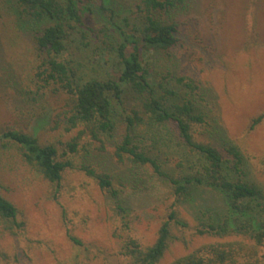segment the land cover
I'll list each match as a JSON object with an SVG mask.
<instances>
[{"label": "rangeland", "instance_id": "obj_1", "mask_svg": "<svg viewBox=\"0 0 264 264\" xmlns=\"http://www.w3.org/2000/svg\"><path fill=\"white\" fill-rule=\"evenodd\" d=\"M137 1L112 3L122 17ZM0 12V132L30 133L61 152L77 138L86 147L69 156L74 164L85 162L124 178L131 165L112 156L113 139L104 138L108 150H103L102 141L88 145L90 137L81 125L68 128L69 94L38 76L47 52L17 26L6 0H0ZM110 19L109 11H96L89 20L99 27L111 25ZM173 19L181 40L170 53L150 59L153 68L195 80L201 88L196 97L208 116V124L195 127L197 137L220 145L223 130L245 155L248 179L264 188V117L251 129L264 115V0H190ZM60 57L86 65L87 77L110 71L90 49L71 46ZM175 156L173 164L178 162ZM143 170L137 168L135 176L142 182L139 190L133 192L127 183L124 198L130 210L123 215L96 180L77 167L68 168L55 184L24 159L19 145L0 146V192L19 212L15 223L0 220V264H126L123 240L132 237L142 245L152 244L173 208L188 226L173 225V239L161 264L219 242L245 244L239 260L256 253L264 264V243L256 245L244 236L199 234L193 217L172 205L175 198L168 186L155 177L147 181L150 172Z\"/></svg>", "mask_w": 264, "mask_h": 264}, {"label": "trees", "instance_id": "obj_2", "mask_svg": "<svg viewBox=\"0 0 264 264\" xmlns=\"http://www.w3.org/2000/svg\"><path fill=\"white\" fill-rule=\"evenodd\" d=\"M6 2L17 26L32 35L40 51L47 52L38 76L71 98L68 128L81 125L90 137L88 145L102 141L103 150H108L104 138L113 139L112 156L131 166L124 178H118L104 168L74 164L69 156L86 147L77 138L61 152L53 143H40L33 134L8 129L0 132V146L19 145L24 159L55 184H60L68 168L77 167L96 180L123 215L130 210L124 198L127 183L136 192L142 183L135 177L137 168L148 170L151 178L147 181L155 177L168 186L175 198L172 205L183 207L193 217L199 234L244 236L256 245L264 243V188L248 179L242 150L223 130L220 145L199 139L195 127L208 124L196 97L200 86L172 70L158 72L151 64L154 56L170 53L179 44L180 29L173 16L190 0H138L122 17L112 0ZM96 11H109L111 25H94L89 19ZM71 46L92 50L101 64L110 67L108 74L87 77L86 65L60 57ZM263 117L256 118L251 129ZM175 155L178 162L173 164ZM18 213L17 206L0 192V220L15 223ZM174 224L188 226L176 208L152 244L124 239L126 264H161L173 239ZM236 244L210 243L167 264H262L256 253L239 260L240 250L247 245Z\"/></svg>", "mask_w": 264, "mask_h": 264}]
</instances>
